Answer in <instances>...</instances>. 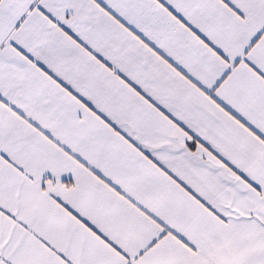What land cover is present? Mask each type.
Instances as JSON below:
<instances>
[{"label": "snow or ice", "instance_id": "obj_1", "mask_svg": "<svg viewBox=\"0 0 264 264\" xmlns=\"http://www.w3.org/2000/svg\"><path fill=\"white\" fill-rule=\"evenodd\" d=\"M0 264H264V0H0Z\"/></svg>", "mask_w": 264, "mask_h": 264}]
</instances>
